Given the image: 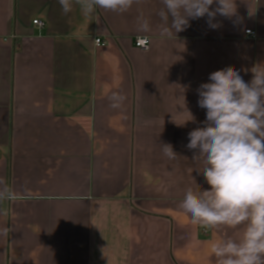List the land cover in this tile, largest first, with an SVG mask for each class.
I'll list each match as a JSON object with an SVG mask.
<instances>
[{
  "label": "crops",
  "instance_id": "obj_1",
  "mask_svg": "<svg viewBox=\"0 0 264 264\" xmlns=\"http://www.w3.org/2000/svg\"><path fill=\"white\" fill-rule=\"evenodd\" d=\"M235 4L218 29L204 17L167 37L161 0L91 17L58 0H0V180L17 194L0 203V264H216L211 243L242 229L204 231L180 202L210 187L186 147L206 119L197 89L228 66L248 82L244 69L264 64V0ZM140 15L151 32H137Z\"/></svg>",
  "mask_w": 264,
  "mask_h": 264
},
{
  "label": "clouds",
  "instance_id": "obj_2",
  "mask_svg": "<svg viewBox=\"0 0 264 264\" xmlns=\"http://www.w3.org/2000/svg\"><path fill=\"white\" fill-rule=\"evenodd\" d=\"M140 2L58 0L64 14L79 6L85 17L93 16L97 9L123 14ZM161 4L157 12L159 32L167 37L186 30L190 20L207 17L208 26L218 29V15L236 16L235 0H161ZM151 31L150 20L138 16L137 32ZM147 43L146 36L141 38V44ZM244 71L252 73L248 82L240 71L228 66L210 73L209 82L199 86L198 105L206 110V119L202 127L188 133L186 145L189 150H196L193 161L203 164L202 170H196L210 187H188L180 208L193 225L204 231L221 227L242 229L238 238L224 237L211 243L216 264H264V64ZM109 99L112 108H119L125 97L113 92ZM161 146L167 159H176L178 154L170 143ZM16 199V192L0 180V203ZM9 232L8 227L0 229L2 236Z\"/></svg>",
  "mask_w": 264,
  "mask_h": 264
},
{
  "label": "built area",
  "instance_id": "obj_3",
  "mask_svg": "<svg viewBox=\"0 0 264 264\" xmlns=\"http://www.w3.org/2000/svg\"><path fill=\"white\" fill-rule=\"evenodd\" d=\"M33 24L38 26L40 29H43L45 27V23L40 21V20L33 21ZM246 34L247 35H251V36L254 35V33L251 30L246 31ZM141 38H143V37H137L134 40V45L140 51L147 52L150 49V45H151L150 40L147 38L148 39V43L147 44H141ZM95 46L96 47H105L106 46V42L103 41L102 39L98 38V39L95 40Z\"/></svg>",
  "mask_w": 264,
  "mask_h": 264
}]
</instances>
